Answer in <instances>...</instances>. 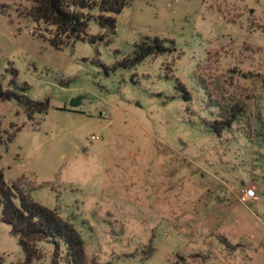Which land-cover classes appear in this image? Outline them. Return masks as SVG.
<instances>
[{"label":"rangeland","instance_id":"374dc122","mask_svg":"<svg viewBox=\"0 0 264 264\" xmlns=\"http://www.w3.org/2000/svg\"><path fill=\"white\" fill-rule=\"evenodd\" d=\"M30 6L0 0V86L48 107L0 99L4 180L73 225L86 264H264V0H131L114 32L94 8L102 39L59 47ZM147 37L169 50L127 61ZM231 105L229 129L207 126ZM38 247L30 264H65L63 245ZM0 258L25 260L4 222Z\"/></svg>","mask_w":264,"mask_h":264},{"label":"trees","instance_id":"16d2710c","mask_svg":"<svg viewBox=\"0 0 264 264\" xmlns=\"http://www.w3.org/2000/svg\"><path fill=\"white\" fill-rule=\"evenodd\" d=\"M31 6L22 15L36 23H44L53 27L50 32L49 42L55 47L70 40L88 39L90 42L101 40V35L94 36L88 33V23L93 17L90 10L97 8L99 13L96 20L101 27L114 32L115 18L111 14L118 13L131 0H27ZM2 7V6H1ZM110 13V14H109ZM168 47L156 38L149 37L134 45L133 57L127 59L131 63L139 62L148 55L167 52ZM13 89H3L0 86V99L15 97L24 107L28 117L33 112L45 113L48 107L47 101L30 99L26 95L27 86L24 84L22 93L16 92L19 86L13 80ZM178 87L185 91L184 98H190L185 87L178 83ZM245 106L231 105L228 113L221 115L213 122H207V126L220 131L230 128L244 112ZM260 138L264 142V124ZM10 138V137H9ZM2 133L0 130V142ZM31 190H27L20 183H7L0 170V222L9 224L12 233L19 238V244L24 252L23 264H30L41 257L38 242L51 241L55 245L54 257L59 256L60 247H64L65 264H86V253L83 240L79 232L68 221H63L55 209L33 201ZM63 252V251H62ZM0 264L2 260L0 258Z\"/></svg>","mask_w":264,"mask_h":264},{"label":"built area","instance_id":"2783aa9c","mask_svg":"<svg viewBox=\"0 0 264 264\" xmlns=\"http://www.w3.org/2000/svg\"><path fill=\"white\" fill-rule=\"evenodd\" d=\"M95 139V136H92ZM257 197L256 189L253 186H245L242 188L241 200H251Z\"/></svg>","mask_w":264,"mask_h":264},{"label":"water","instance_id":"95a60500","mask_svg":"<svg viewBox=\"0 0 264 264\" xmlns=\"http://www.w3.org/2000/svg\"><path fill=\"white\" fill-rule=\"evenodd\" d=\"M80 101H81V96L73 98L70 102V107L72 108L77 107L80 104Z\"/></svg>","mask_w":264,"mask_h":264},{"label":"crops","instance_id":"0c3cea01","mask_svg":"<svg viewBox=\"0 0 264 264\" xmlns=\"http://www.w3.org/2000/svg\"><path fill=\"white\" fill-rule=\"evenodd\" d=\"M241 194H242V190H238V195L241 197ZM255 199V198H254ZM253 200V199H252Z\"/></svg>","mask_w":264,"mask_h":264}]
</instances>
